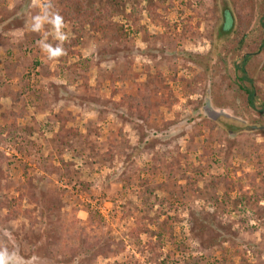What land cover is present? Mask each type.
<instances>
[{"label":"rangeland","instance_id":"374dc122","mask_svg":"<svg viewBox=\"0 0 264 264\" xmlns=\"http://www.w3.org/2000/svg\"><path fill=\"white\" fill-rule=\"evenodd\" d=\"M49 1L0 0V264H264V130L230 137L222 119L264 112L234 114L244 97L214 54L237 0H131L136 21L130 1L113 16L83 0L90 18ZM247 47L232 63L252 53L264 99V46Z\"/></svg>","mask_w":264,"mask_h":264},{"label":"trees","instance_id":"16d2710c","mask_svg":"<svg viewBox=\"0 0 264 264\" xmlns=\"http://www.w3.org/2000/svg\"><path fill=\"white\" fill-rule=\"evenodd\" d=\"M107 5V11L108 13H112L113 16L115 15H122L126 11V3L128 1L131 2V0H103ZM166 0H156L157 4H162ZM54 2H57L61 6L62 13L65 16H80L81 18H84L88 16L96 17L98 13L103 12L102 9H99L98 5H95L93 3H87L83 0H50L47 3H44L46 12L48 11V7ZM127 3V4H130ZM132 1L129 7V16L131 18H134V21L140 19L139 18V12L142 8L137 7L133 4ZM151 5V6H150ZM157 6V5H156ZM152 3H149L147 6V12L149 14H152L155 12V8ZM106 10V8L104 9ZM19 14H17L14 19H18ZM162 19V18H161ZM221 24L220 28L215 32L214 36V42H220L222 43V47H220L218 50L215 51L214 54H217L218 59L222 62H225L227 65L230 64L231 70H232V77L233 81H235L236 87L233 88L234 90L238 88L239 91H241V95L244 97L245 102V108L244 110H238V107L233 106L234 114H240L242 117L246 116L247 113H251L249 111L255 110L257 108V105H262L260 108V111L264 112V99L260 95V87H258L256 81L258 79H255L254 74L249 72L248 69V61L250 60V57L252 53H246L245 55H240V60L238 62L232 63V56L237 52H242L243 49L246 51L247 46H264V0H237V5L226 3L222 6L221 9ZM105 27V26H104ZM111 28L110 25L106 27V29ZM77 43V42H76ZM60 46L64 45V43H60ZM60 47L56 48L51 53L53 55L59 54ZM61 49V48H60ZM249 50V49H248ZM11 56V55H8ZM227 58L229 59L227 61ZM193 62L197 63L198 65L206 68L207 64L201 59L194 57ZM8 59L4 60V67L6 70L12 69L10 65L8 64ZM36 65H40V62H35ZM214 68H218V65L213 63ZM214 72V71H213ZM259 72H263V69L260 68ZM139 86V85H138ZM137 86V87H138ZM148 86H145V92L143 96V104H147L148 100ZM139 92L133 93V94H126L127 100L131 105H141L139 102ZM18 94V93H17ZM124 95V94H123ZM242 97V98H243ZM15 99V98H14ZM12 99V102H15L17 100ZM161 102V100H159ZM163 101V99H162ZM129 104V105H130ZM25 103L21 104L20 112H18V115L23 114V108ZM147 107V106H145ZM262 109V110H261ZM253 116H249L247 125L237 124L235 121L231 120L230 118H222L224 121V130L225 132L230 136L233 137L235 135H238L241 132H249V130L252 129H261L264 130V122H262L260 119H252ZM221 119V118H220ZM236 123V124H235ZM244 130V131H243ZM23 132L18 130L17 128L12 129L9 132V140L13 143L18 144L21 141V138L23 137ZM69 145V144H68ZM84 163L92 164V162H89L88 158H85ZM70 167L65 168L64 174H69ZM78 171H74V174H76ZM207 185L203 186L202 188L206 189ZM200 190V189H199ZM198 192V189L197 191ZM45 195H42V201L48 210L47 213H43L44 216L43 223L44 225H52L54 222L52 213L53 206L50 204L49 197ZM153 199L145 198V200L142 202V205L144 208H152L154 204ZM161 202V201H160ZM238 203L235 202V204ZM98 220L100 223H102V218L99 214L93 215L90 211L89 213V221ZM203 231L211 230L209 228V224L202 225ZM201 230V231H202ZM55 231L51 230L49 233L53 234ZM48 241V239H46ZM98 247V246H97ZM96 247V248H97Z\"/></svg>","mask_w":264,"mask_h":264},{"label":"clouds","instance_id":"9594fccd","mask_svg":"<svg viewBox=\"0 0 264 264\" xmlns=\"http://www.w3.org/2000/svg\"><path fill=\"white\" fill-rule=\"evenodd\" d=\"M58 19L60 20V18L58 17Z\"/></svg>","mask_w":264,"mask_h":264}]
</instances>
